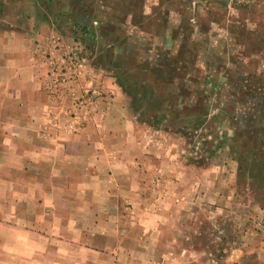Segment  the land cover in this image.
<instances>
[{"label":"rangeland","instance_id":"1","mask_svg":"<svg viewBox=\"0 0 264 264\" xmlns=\"http://www.w3.org/2000/svg\"><path fill=\"white\" fill-rule=\"evenodd\" d=\"M5 3L4 55L26 53L14 67L38 76L48 125L107 129L118 90L142 146L164 156L107 263L264 264V0Z\"/></svg>","mask_w":264,"mask_h":264},{"label":"crops","instance_id":"2","mask_svg":"<svg viewBox=\"0 0 264 264\" xmlns=\"http://www.w3.org/2000/svg\"><path fill=\"white\" fill-rule=\"evenodd\" d=\"M4 5L0 0V12ZM10 43L0 30V64L9 67V81L0 87V191L8 196L2 199L0 264H113L116 258L107 261L132 231L124 225L138 221L136 208L147 205L143 198L160 173L154 165L164 156L142 146L135 129L140 122L129 118L118 90L108 107V115L118 116L105 120L107 129L87 127L75 135L54 130L42 111L38 76L32 84L14 67L26 53L17 50L6 60ZM128 125L131 133L124 132ZM131 208L137 213L129 218ZM28 222L36 228L40 222V232L28 231ZM60 238L82 245L59 246Z\"/></svg>","mask_w":264,"mask_h":264}]
</instances>
